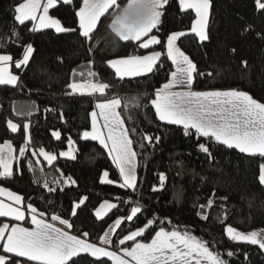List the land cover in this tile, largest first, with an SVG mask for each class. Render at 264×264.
Masks as SVG:
<instances>
[{"label":"trees","instance_id":"1","mask_svg":"<svg viewBox=\"0 0 264 264\" xmlns=\"http://www.w3.org/2000/svg\"><path fill=\"white\" fill-rule=\"evenodd\" d=\"M21 2L0 0V54L13 58L12 71L18 76L16 84H0V140H12L17 155L14 172L0 176V186L19 193L25 206L68 220L74 234L86 232L95 243L123 217L113 236L116 249L149 243L160 227L186 229L208 241L210 250L219 253L225 264H264L262 248L233 241L225 231L228 226L241 231L264 229V184L259 181L264 156L240 152L191 128L186 134L183 126L162 122L151 104L173 71L166 55L167 36L178 31L186 33L179 45L196 65L195 90L242 91L264 103V10L257 8L255 0H210L209 38L205 41L190 32L195 12L183 9L179 0H168L159 25L149 35L158 36L160 43L148 49L140 47L142 41L122 40L112 29V19L128 0H118L120 7L109 9L100 18L91 39L85 38L79 27L77 12L82 0L61 2L51 10L69 29L59 33L53 29L34 31L30 21H16L15 9ZM28 45L33 48L32 55L27 64L17 67L15 62ZM151 51L163 55L145 75L120 79L107 63ZM89 71L98 75L89 77ZM83 81L101 82L109 88L103 95L79 94L69 88L71 83ZM112 98L121 100L120 113L137 153L135 190L119 187V173L105 148L84 138L96 102ZM9 120L19 125L18 131H11ZM147 136L152 137L151 143ZM70 141L74 158L60 155ZM41 148L57 158L50 164L39 159L35 152ZM161 173L165 176L163 187ZM208 199L213 200V206L201 209L199 205L207 204ZM105 201L116 207L98 217L96 211ZM133 207H140L141 212L128 220ZM204 215L207 220L202 219ZM5 219L0 217V223ZM149 220L154 223L135 241L119 243ZM11 258L15 264H40L14 254ZM68 264L112 261L82 253Z\"/></svg>","mask_w":264,"mask_h":264},{"label":"snow or ice","instance_id":"2","mask_svg":"<svg viewBox=\"0 0 264 264\" xmlns=\"http://www.w3.org/2000/svg\"><path fill=\"white\" fill-rule=\"evenodd\" d=\"M58 0H23L16 6L15 20L23 24L27 20L38 21L34 25L33 30L44 28H55L56 32L69 31L62 26L61 21L49 15V10L56 6ZM67 2V0H65ZM257 8L264 10V2L255 0ZM168 3V0H128V6L123 13L116 15L112 19L113 30L122 40L134 39L142 41L140 47L148 49L150 45L160 43L158 36L149 33L156 29L163 15L162 9ZM183 9L195 10L196 19L193 22L190 31L195 33L200 41L207 40L206 31L207 21L210 8V0H179ZM133 5H138L143 11L142 18L136 23H128L127 12ZM119 8L118 0H83V6L77 12L79 17V27L82 29V35L91 39V34L97 26L100 17L109 11V9ZM183 31L172 32L167 36L166 55L175 65V70L171 72V79L158 89L155 93L156 98L151 100V104L155 106L158 118L161 121L183 125L185 133L189 128L194 129L197 134L203 137L214 138L218 142H223L229 147H235L240 152L249 154H260L264 156V103L254 100L247 93L235 90L230 91H210L196 92L184 91L175 92L172 89L177 85H191L193 82V73L196 72V65L191 59L180 49L177 41L185 36ZM142 37H148L142 40ZM33 49L31 45L27 46L26 52L21 61L16 62V66L27 64ZM163 54L158 51H152L149 55L129 56L126 58L109 60L107 63L115 69L116 75L123 78L125 76H138L142 73L151 72L156 62ZM10 55H0V84H16L18 77L10 71L9 62L12 61ZM91 63V62H90ZM80 75L83 77L84 73ZM89 77L98 75L89 71ZM74 92L80 94H92L99 92L104 93L109 85L103 83H93L91 81L73 82L69 85ZM121 105L119 98L104 100L96 104V108L100 110V115L104 119V127L107 128L105 134L97 126V113L93 111L92 131L85 132L84 136L93 140H98L101 145L109 150V155L117 164L123 183L119 184L121 188H136L135 175V156L131 145L132 141L128 136V130L124 126V120L116 109ZM8 125L13 131L19 128V125L8 121ZM54 135L59 138V133ZM149 143L152 137H145ZM159 140V137L156 138ZM108 141H111L109 144ZM71 143V141H70ZM8 148V159H4L2 153L3 148ZM200 148L208 153L209 149L203 144ZM10 142L4 146H0V176H11V160L14 159ZM20 154H24V149H20ZM40 154L50 164L56 159L54 154L40 149ZM71 153L62 152L60 155L68 156ZM105 171L103 176L108 177ZM71 181V178H68ZM161 187L165 176L160 174ZM259 181L264 184V165H261V173ZM107 183H115L107 180ZM75 183V181H71ZM47 187V183H45ZM7 192L9 200L14 201L16 205L23 202V197L12 193L6 189L0 188V193ZM214 195V194H213ZM84 199H87L86 197ZM83 203V200L80 201ZM79 205H77L78 207ZM213 200L208 199L207 204H201V209L211 208ZM115 204L105 201L96 211L99 217L102 211L115 208ZM31 223L34 227H22L19 225L3 224L0 226V264H15L11 258L14 254L17 258H27L28 261H38L40 264H68L73 257L80 253H90L92 257H109L115 264H225L220 259L219 253H213L208 247V241H203L192 235L186 229L184 231L173 229L167 231L164 227H160L155 232L154 238L149 243L136 242L132 247H124L120 252L108 250L105 247H99L96 244L89 243L86 239L71 235L68 231L56 227L49 223L44 213H38L37 209L30 204ZM141 212L140 207H133L131 215L126 219L131 220L137 213ZM75 215V212H73ZM0 217H14L16 220H24L25 213L19 207L12 204H5L0 201ZM53 221H59L67 228H71L72 224L68 220H64L59 216L53 215ZM125 218H119L115 221V226H119ZM207 220L208 216H202ZM171 223V221H168ZM154 221L149 220L144 227L138 228L130 232L119 241L124 244L125 241H135L140 237L145 229L151 226ZM230 239L235 241H244L254 245H258L264 249V240L258 238L257 232L248 234L241 233L231 226L225 229ZM7 233V236H5ZM84 237L88 233H83ZM100 240L104 244H110L108 233L105 232ZM229 256L232 252L227 253Z\"/></svg>","mask_w":264,"mask_h":264},{"label":"crops","instance_id":"3","mask_svg":"<svg viewBox=\"0 0 264 264\" xmlns=\"http://www.w3.org/2000/svg\"><path fill=\"white\" fill-rule=\"evenodd\" d=\"M71 0H67V2H70ZM43 2L44 3H46V0H43ZM61 2H65V0H58V2H57V4H56V6L59 4V3H61ZM56 6H54V7H56ZM83 6V0H82V4H81V7ZM127 6H128V3H127V5L124 7V9L125 8H127ZM53 7V8H54ZM80 7V8H81ZM53 8H51L50 10H49V15L50 16H52L53 18H56V17H54L52 14H51V10L53 9ZM79 8V9H80ZM123 9V10H124ZM123 10H122V12L120 13V14H122L123 13ZM188 10V9H187ZM191 10H193V9H191ZM79 11V10H78ZM194 12H195V10H193ZM210 13H211V3H210V8H209V15H208V21H207V28H206V31H207V34H208V24H209V19H210ZM119 14V15H120ZM142 15H143V11L141 10V9H139V7H138V5H133L131 8H129L128 9V12H127V19H128V23H136V22H138L141 18H142ZM196 15V14H195ZM102 17V16H101ZM100 17V18H101ZM58 19V18H57ZM196 19V18H195ZM27 21H30L31 23H32V27L34 28V25L35 24H38V21H32V20H27ZM27 21H25V22H27ZM78 22H79V17H78ZM99 22V21H98ZM62 24V23H61ZM98 24V23H97ZM62 26H63V24H62ZM64 27V26H63ZM65 28V27H64ZM44 29H53V30H55V28H52V27H49V28H44ZM44 29H38V30H34V31H39V30H44ZM112 29H113V27H112ZM56 31V30H55ZM114 31V30H113ZM81 32H82V29H81ZM115 32V31H114ZM191 32V31H190ZM116 33V32H115ZM192 33V32H191ZM117 34V33H116ZM193 34H195V33H193ZM149 35H150V33H149ZM196 35V34H195ZM197 36V35H196ZM148 37H142V40H144V39H147ZM197 38L199 39V37L197 36ZM129 40H133V41H136V40H134V39H129ZM177 44H178V46L180 47V45H179V41H177ZM151 46V45H150ZM27 49V48H26ZM26 49H25V52H26ZM33 49V48H32ZM180 49H181V47H180ZM182 50V49H181ZM183 51V50H182ZM25 52H24V54H25ZM33 52V51H32ZM152 52V51H151ZM151 52H149V53H146V54H143V55H135V56H144V55H149ZM184 52V51H183ZM185 53V52H184ZM186 54V53H185ZM31 55H32V53H31ZM31 55H30V57H31ZM187 55V54H186ZM24 56V55H23ZM188 57H189V55H187ZM30 57H29V59H30ZM122 58H126V57H122ZM190 58V57H189ZM23 59V57L20 59V60H18V61H21ZM117 59H120V58H117ZM191 59V58H190ZM18 61H16V62H18ZM29 61V60H28ZM172 61V60H171ZM191 61H192V59H191ZM16 62H15V65H16ZM158 62V61H157ZM156 62V63H157ZM193 62V61H192ZM11 63V66H12V64H13V61H11L10 62ZM173 63V62H172ZM21 65H25V64H21ZM20 65V66H21ZM156 65V64H155ZM110 66V65H109ZM111 67V66H110ZM112 68V67H111ZM154 68V67H153ZM112 70L115 72V69L114 68H112ZM175 70V65H174V63H173V71ZM147 73H149V72H147ZM147 73H142L141 75H145V74H147ZM115 74H116V72H115ZM141 75H138V76H141ZM118 78H120V79H125V78H131V77H137V76H125V77H123V78H121V77H119V76H117ZM193 77H194V73H193ZM171 79V76H170V78H169V80ZM168 80V81H169ZM167 81V82H168ZM166 82V83H167ZM79 83V82H78ZM93 83H101V82H93ZM193 83H194V78H193V82L191 83V85H177V86H175L173 89H172V91H175V92H184V91H196V92H210V91H197V90H195L194 88H193ZM104 84V83H103ZM163 87V86H162ZM161 87V88H162ZM160 88V89H161ZM219 91V90H218ZM222 91H230V90H222ZM239 92H242V91H239ZM77 93V92H76ZM106 93V89H105V91H104V93L103 94H105ZM244 93H246V92H244ZM80 94V93H79ZM103 94H101V93H99V92H96V93H92V94H90V95H103ZM248 94V93H247ZM87 95H89V94H87ZM249 95V94H248ZM249 96H251V95H249ZM252 97V96H251ZM155 98H156V96H155ZM154 98V99H155ZM253 98V97H252ZM254 99V98H253ZM255 100V99H254ZM257 101V100H256ZM99 102H103V101H97L96 102V104L97 103H99ZM259 102V101H258ZM96 104H95V107H94V109H93V111H95L96 113H97V126L106 134L107 133V128L106 127H104V119H103V117L99 114L100 113V110L98 109V108H96ZM154 109H155V106H154ZM92 111V112H93ZM116 111L120 114V116H121V113H120V106L116 109ZM155 111H156V109H155ZM157 114V113H156ZM157 117H158V115H157ZM121 118H123L122 116H121ZM124 120V119H123ZM162 122H165V123H169V122H167V121H162ZM171 124H173V123H171ZM175 125H178V124H175ZM124 126L127 128V125H126V123H125V121H124ZM180 126H183V125H180ZM92 127H93V123H92V116H91V126H90V128L87 130V131H85V132H91L92 131ZM184 127V126H183ZM128 130V129H127ZM128 136H129V132H128ZM84 138H86V139H90V140H93L92 138H91V136H89V137H85L84 136ZM129 138H130V136H129ZM131 139V138H130ZM214 139V138H213ZM215 140V139H214ZM95 141H97V142H99L98 140H95ZM108 143L110 144L111 143V141H108ZM220 143H223V142H220ZM100 144V143H99ZM224 144V143H223ZM103 146V145H102ZM104 147V146H103ZM131 147H132V149H133V151L136 153V151H135V149H134V147H133V143H132V145H131ZM234 147V146H233ZM105 148V147H104ZM235 148V147H234ZM237 149V148H236ZM105 150L107 151V153L109 154V150L107 149V148H105ZM239 150V149H238ZM246 154H249V153H246ZM258 154V153H257ZM110 156V155H109ZM110 158H111V160H112V162L114 163V165H115V167H116V169H117V171H118V173H119V177H120V181H119V184L120 183H123V178H122V176L120 175V171H119V168H118V166H117V164L113 161V158H112V156H110ZM137 167H138V157H137V153H136V156H135V175H136V177H137ZM136 182H137V179H136ZM128 189H130V188H128ZM130 190H133V189H130ZM1 199H4L5 200V198H1ZM22 206H23V204H21ZM21 205H18L19 206V208H21ZM98 210V209H97ZM31 214H32V212H31ZM5 218H11L12 219V221H15L14 223H19V224H22V220H15V218L14 217H5ZM27 218H29V222L31 221V218L27 215ZM27 218L25 217V219L24 220H26L27 221ZM46 219V218H45ZM49 223H52V224H54L56 227H59V228H62L63 230H65V231H68L71 235H75V236H78V237H80V238H82V239H86L89 243H93V244H96L97 246H99V247H105V248H107L108 250H111V251H116V252H120V249H116L115 247H114V245H113V242H111L110 244H106L105 246H103L102 244H101V242H99V243H95V242H93V241H91V240H89L87 237H84V236H82V235H76V234H74L72 231H71V229H69V228H67L65 225L62 227V225H57L56 223H54V222H57V221H51V219H46ZM27 221V222H28ZM13 223V224H14ZM14 225H17V224H14ZM30 227H34V225H32L31 224V226ZM114 236V235H113ZM0 254H3V253H0ZM80 254H82V253H80ZM87 254H90V253H87ZM91 255V254H90ZM102 257V256H101ZM97 258H100V257H97ZM106 258H109V257H106ZM27 259V258H26ZM109 259H111V258H109ZM111 261H112V264H115V262L111 259ZM34 262H38V261H34ZM69 262V261H68ZM38 263H40V262H38ZM204 264H207V261H205L204 262Z\"/></svg>","mask_w":264,"mask_h":264},{"label":"rangeland","instance_id":"4","mask_svg":"<svg viewBox=\"0 0 264 264\" xmlns=\"http://www.w3.org/2000/svg\"><path fill=\"white\" fill-rule=\"evenodd\" d=\"M0 55H2V54H0ZM9 64H10V71H11V73L13 74V75H16L17 76V74L15 73V72H13L12 71V67H11V63L9 62ZM18 77V76H17ZM90 95V94H89ZM13 123H15V124H17L16 122H13ZM18 125V124H17ZM10 127V126H9ZM26 139L27 140H29V124L28 123H26ZM11 129V128H10ZM19 129V128H18ZM18 129L16 130V131H18ZM11 131H13L12 129H11ZM16 131H14V132H16ZM10 142V144H11V147H12V149L14 150L13 152H12V156L14 157V159H12L11 160V168H12V173L14 172V168H15V160H16V157H17V155H16V149H15V146H14V144H13V142H12V140H0V146H4V145H6V144H8ZM72 141H71V143L69 144V147H68V149L67 150H64V151H62V152H65V153H71L70 155H68V156H65V157H67V158H74L75 156H74V150H73V147H72ZM25 146H26V144H25ZM23 147V149H24V151H25V149H26V147ZM46 151V150H45ZM46 152H48V151H46ZM62 152H60V153H62ZM36 154H37V157L40 159V158H42V159H44V160H46L45 158H44V156L42 155V154H40V150H38L37 152H35ZM48 153H51V152H48ZM51 154H54L55 156H56V158H57V155L55 154V153H51ZM2 155H3V157H4V159H8V155H9V153H8V148L7 147H4L3 148V153H2ZM47 161V160H46ZM54 161V160H53ZM52 161V162H53ZM48 162V161H47ZM51 162V163H52ZM0 171H3V167L2 166H0ZM0 188H3V189H6V190H8V191H11L12 193H15V194H18V195H20L19 193H17V192H15L14 190H12V189H10V188H7V187H3V186H0ZM1 198H5V200L4 199H1ZM0 201H3L5 204H12L14 207H19L18 205H16L15 204V202L14 201H11V200H9V198H8V196H7V192H5V193H0ZM109 203H111V204H114L112 201H108ZM22 204H23V206L21 205V210L22 211H24V213H25V217L27 218V215L31 218V216H32V214H31V209L30 208H28V206H25L24 205V202H22ZM102 204H104V202L102 203ZM101 204V205H102ZM100 205V206H101ZM100 206H99V208L98 209H100ZM112 209V208H111ZM111 209H106V210H104V211H102V214H101V216H99V217H103V216H105ZM38 212V211H37ZM38 213H40V212H38ZM130 215H131V213H130ZM51 217L52 216H49V215H46L45 214V216H44V218H46V219H51ZM62 219H64V218H62ZM16 220V219H15ZM29 220V218H27V221ZM64 220H66V219H64ZM23 222H22V224H19V223H14L15 221H12V219L11 218H6L5 220H3L1 223H0V226H3V224H9V226L11 227L12 225H14V224H17V225H19V226H22V227H30L31 226V221L29 222H27L26 220H22ZM51 221H52V219H51ZM14 223V224H13ZM54 223H56L57 225H62V227L64 226L63 224H61L59 221H57V222H54ZM61 227V226H60ZM118 227L117 226H115V222L107 229V233H108V239L109 240H111V242H113V235H114V233H115V231H116V229H117ZM71 229V228H70ZM235 229V228H234ZM237 231H239V232H241V233H244V234H248V233H251V232H257L259 235H258V238H260L261 240H264V229H254V230H251V231H241V230H238V229H236ZM5 236H7V233H5ZM83 236V235H82ZM229 237V236H228ZM232 240V239H231ZM233 241H235V240H233ZM101 242V244L103 245V246H105L106 244H104V243H102V241H100ZM238 242H244V241H238ZM0 243H2V242H0ZM99 243V242H98ZM246 243H248V242H246ZM264 250V249H263ZM207 264H209V262H207Z\"/></svg>","mask_w":264,"mask_h":264}]
</instances>
